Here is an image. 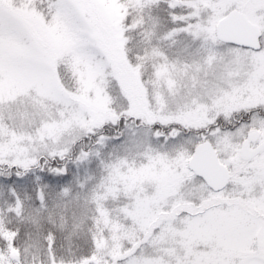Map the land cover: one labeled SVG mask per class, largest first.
I'll use <instances>...</instances> for the list:
<instances>
[{
	"label": "snow or ice",
	"instance_id": "snow-or-ice-1",
	"mask_svg": "<svg viewBox=\"0 0 264 264\" xmlns=\"http://www.w3.org/2000/svg\"><path fill=\"white\" fill-rule=\"evenodd\" d=\"M0 264H264V0H0Z\"/></svg>",
	"mask_w": 264,
	"mask_h": 264
}]
</instances>
